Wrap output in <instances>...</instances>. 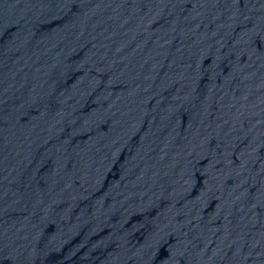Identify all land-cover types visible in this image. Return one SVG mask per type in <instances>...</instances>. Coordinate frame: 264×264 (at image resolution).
<instances>
[{
    "label": "water",
    "instance_id": "95a60500",
    "mask_svg": "<svg viewBox=\"0 0 264 264\" xmlns=\"http://www.w3.org/2000/svg\"><path fill=\"white\" fill-rule=\"evenodd\" d=\"M0 264H264V0H0Z\"/></svg>",
    "mask_w": 264,
    "mask_h": 264
}]
</instances>
